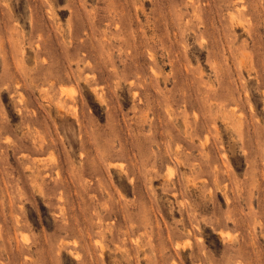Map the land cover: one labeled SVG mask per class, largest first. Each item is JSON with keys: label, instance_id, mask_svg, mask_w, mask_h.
Segmentation results:
<instances>
[{"label": "rangeland", "instance_id": "374dc122", "mask_svg": "<svg viewBox=\"0 0 264 264\" xmlns=\"http://www.w3.org/2000/svg\"><path fill=\"white\" fill-rule=\"evenodd\" d=\"M0 264H264V0H0Z\"/></svg>", "mask_w": 264, "mask_h": 264}]
</instances>
